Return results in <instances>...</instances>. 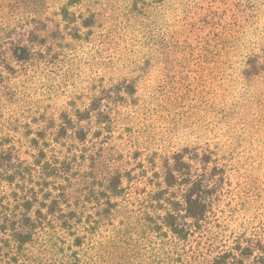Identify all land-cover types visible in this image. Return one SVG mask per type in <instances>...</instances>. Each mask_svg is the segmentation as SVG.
Wrapping results in <instances>:
<instances>
[{"label": "rangeland", "instance_id": "obj_1", "mask_svg": "<svg viewBox=\"0 0 264 264\" xmlns=\"http://www.w3.org/2000/svg\"><path fill=\"white\" fill-rule=\"evenodd\" d=\"M20 44L38 51L18 66L30 82L3 99L17 123L95 105L112 119L101 135L110 154L145 161L136 171L212 152L227 165L217 204L236 207L231 228L248 225L243 206L261 210L264 75L249 85L237 73L242 52L264 48V0H0V61L16 65ZM137 255L127 260L143 263Z\"/></svg>", "mask_w": 264, "mask_h": 264}, {"label": "trees", "instance_id": "obj_2", "mask_svg": "<svg viewBox=\"0 0 264 264\" xmlns=\"http://www.w3.org/2000/svg\"><path fill=\"white\" fill-rule=\"evenodd\" d=\"M36 51L20 44L16 65L0 61V264H138L127 259L141 252V264H264V205L243 206L248 225L231 228L239 216L217 204L228 180L218 155L148 159V175L133 153L110 154L101 135L112 119L95 105L41 112L35 125L7 116L3 99L30 82L18 66ZM261 75L264 48L242 52L237 77L251 85Z\"/></svg>", "mask_w": 264, "mask_h": 264}]
</instances>
